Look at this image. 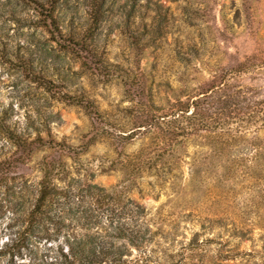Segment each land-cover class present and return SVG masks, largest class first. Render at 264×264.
<instances>
[{
	"label": "rangeland",
	"instance_id": "rangeland-1",
	"mask_svg": "<svg viewBox=\"0 0 264 264\" xmlns=\"http://www.w3.org/2000/svg\"><path fill=\"white\" fill-rule=\"evenodd\" d=\"M218 82L202 112L226 151L195 134L143 163L152 109ZM256 138L264 0H0V264H48L66 233L123 242L129 259L139 239L152 264H264V207L245 170ZM49 163L61 194L30 225Z\"/></svg>",
	"mask_w": 264,
	"mask_h": 264
},
{
	"label": "trees",
	"instance_id": "trees-1",
	"mask_svg": "<svg viewBox=\"0 0 264 264\" xmlns=\"http://www.w3.org/2000/svg\"><path fill=\"white\" fill-rule=\"evenodd\" d=\"M98 6L97 4L94 6L92 15V23L94 24L98 21ZM38 7L45 21H48L50 26H55L53 8H46L42 5H38ZM224 85V82L213 83L209 89L198 93L196 99L192 101L177 99L166 108H160V110H163V113L160 115H156L154 110L158 109L153 108L145 125L141 126L145 127V133L150 135V140H153L149 142L146 148H141V153L146 150H151L150 153L140 154V157L143 158L141 161L143 163L146 161L150 163L149 161L156 162L166 157H175L179 145L192 135L200 134L199 136L203 138H209L211 136L208 128L210 121H207L206 115L202 112L203 102H201V98L205 97L208 92H210L209 94L213 93V91L219 92ZM183 117L190 119L192 123L183 124ZM131 134L132 133H129V136L125 139L131 138ZM221 137L222 134L220 133H215L211 136V138L216 140L215 145L218 144L213 147L215 155L223 154L229 147L227 141L222 142L219 140ZM235 137L236 135L233 136V141H237L238 138H241L240 136L238 138ZM255 140L257 141L259 139L256 138ZM261 142L263 143L264 140H259V142L253 144L252 149L254 155H252L251 159L248 161L249 166L245 168L250 175L251 181L255 183V187L251 185L253 186V191L258 193L261 197V200L256 204L257 210L264 207V146L260 145ZM152 152L154 154L150 155ZM234 164L225 167L226 173L227 171L230 173L235 172L236 164ZM55 169L56 167L52 163H49L43 168L37 197L28 215V222L30 225L33 224L37 217H42L44 214L48 216V212L46 211L47 205L55 201L61 194L53 183ZM124 236L125 235H120L119 237L123 238ZM128 240L131 242L130 244L136 246L138 249V254L133 259L125 257V255H130V253H124L129 252V250L123 242L118 244V241H114L107 244L105 242H96L94 236L87 233L82 236L66 233L65 239L57 245L56 251L53 254L55 260L50 261L48 264H152L151 255L146 248V243L139 239L134 241L130 237H128ZM189 248L194 249L195 247L191 245ZM223 252H234V249H224V245L221 244L220 248L217 250L220 258L229 259L233 255H221Z\"/></svg>",
	"mask_w": 264,
	"mask_h": 264
}]
</instances>
